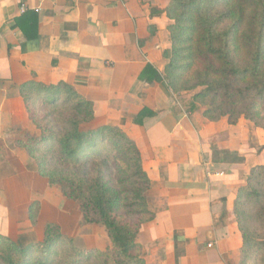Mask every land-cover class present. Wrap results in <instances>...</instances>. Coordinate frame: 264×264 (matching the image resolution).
<instances>
[{"label": "crops", "instance_id": "1", "mask_svg": "<svg viewBox=\"0 0 264 264\" xmlns=\"http://www.w3.org/2000/svg\"><path fill=\"white\" fill-rule=\"evenodd\" d=\"M168 3L0 0V236L38 241L49 221L78 234L60 222L70 204L15 143L30 128L20 85L65 81L93 102L89 126H119L141 154L154 213L137 235L146 264L237 263L233 200L264 163V130L245 119L209 121L165 80L140 78L147 64L163 73L169 20L151 8ZM142 108L153 113L133 122Z\"/></svg>", "mask_w": 264, "mask_h": 264}, {"label": "trees", "instance_id": "2", "mask_svg": "<svg viewBox=\"0 0 264 264\" xmlns=\"http://www.w3.org/2000/svg\"><path fill=\"white\" fill-rule=\"evenodd\" d=\"M161 13L169 20L167 62L162 74L147 64L140 78L165 80L173 93L189 95L187 108L202 107L209 121L236 125L245 119L264 130V0H169L164 9L151 8L152 15ZM19 93L30 128L16 146L65 200L79 203L81 226H103L110 246L80 249L49 221L38 241L0 236L3 264H146L137 235L154 213L135 142L119 126H89L93 102L68 82L32 79ZM152 113L142 108L133 122ZM110 167L121 174L118 187L105 179ZM233 214L241 237L237 264H264V163L250 168Z\"/></svg>", "mask_w": 264, "mask_h": 264}, {"label": "rangeland", "instance_id": "3", "mask_svg": "<svg viewBox=\"0 0 264 264\" xmlns=\"http://www.w3.org/2000/svg\"><path fill=\"white\" fill-rule=\"evenodd\" d=\"M90 167V165H88ZM36 168V166H35ZM88 168L85 169L87 171ZM121 174L117 176V172L110 167V170L105 173V179H110L112 181V186L118 187L116 184V177H120ZM58 188V186H56ZM66 204H70L71 208V216L67 218V215H70L69 213H65V216L62 217L60 220L61 224L66 225L69 230L78 231V234L75 236H72V239L74 241V244L76 247L80 249H90L95 248L99 250H104L107 247L110 246V241L106 235V232L101 224L94 223V224H87V225H80L79 220L81 218V212L79 210V203L77 201H67L64 199ZM73 214H76L78 217L77 223L72 220ZM0 264H3V262L0 259ZM237 264V263H236Z\"/></svg>", "mask_w": 264, "mask_h": 264}]
</instances>
